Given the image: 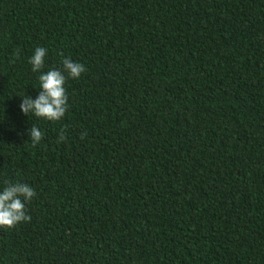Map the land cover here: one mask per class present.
<instances>
[{"label": "trees", "instance_id": "obj_1", "mask_svg": "<svg viewBox=\"0 0 264 264\" xmlns=\"http://www.w3.org/2000/svg\"><path fill=\"white\" fill-rule=\"evenodd\" d=\"M37 46L42 71L85 65L59 121L18 108ZM17 181L36 194L0 264H264V0H0V186Z\"/></svg>", "mask_w": 264, "mask_h": 264}, {"label": "clouds", "instance_id": "obj_2", "mask_svg": "<svg viewBox=\"0 0 264 264\" xmlns=\"http://www.w3.org/2000/svg\"><path fill=\"white\" fill-rule=\"evenodd\" d=\"M47 54V48L37 46L28 58L31 71L39 73L38 87H34L39 90L34 98L31 95L20 96L18 108L26 116L31 114L38 119L59 121L64 117L68 106L65 81L68 78H79L85 71V65L64 57L61 60L62 67L42 71ZM43 135V131L36 125L27 129V137L33 145L39 144ZM63 138L61 135L60 139ZM35 194V190L27 182H8L0 186V227L11 228L19 222L29 220L25 206Z\"/></svg>", "mask_w": 264, "mask_h": 264}]
</instances>
